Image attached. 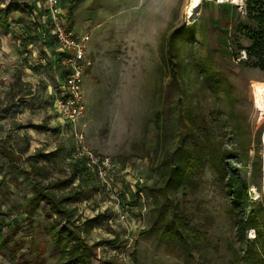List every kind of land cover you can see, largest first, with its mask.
<instances>
[{"label": "rangeland", "instance_id": "rangeland-1", "mask_svg": "<svg viewBox=\"0 0 264 264\" xmlns=\"http://www.w3.org/2000/svg\"><path fill=\"white\" fill-rule=\"evenodd\" d=\"M8 1L29 8L37 0H0V7ZM202 1L191 17L189 0L62 3L65 22L85 39L89 63L76 131L113 165L102 176L84 167L54 190L81 191L69 204L79 224L100 216L101 224L83 234L87 244H99L92 264H245L241 257L258 229H239L238 222L249 208L264 221V117L253 93L264 73L237 51L247 43L239 31L245 1ZM38 17L14 13L0 27V147L22 155L12 165L19 171H30L28 157L39 155V174L31 179L53 184L74 173L75 137L53 115L51 95L65 69L62 56L40 39ZM187 33L188 40L178 38ZM173 34L174 74L167 54ZM40 54L50 61L41 80ZM183 150L196 151L200 163L190 182L166 187L165 166ZM221 155L244 185L246 214L230 203L232 189L214 163ZM0 161L1 181L11 189L7 200L0 198L2 223L18 221L9 236L13 250L0 253V264H57L48 210L32 222L21 214L31 179L22 181Z\"/></svg>", "mask_w": 264, "mask_h": 264}, {"label": "trees", "instance_id": "trees-1", "mask_svg": "<svg viewBox=\"0 0 264 264\" xmlns=\"http://www.w3.org/2000/svg\"><path fill=\"white\" fill-rule=\"evenodd\" d=\"M244 18L246 23L242 24L239 31L244 33V45H237V51L244 53V63L251 67L258 69L264 73V0H244ZM205 3V1H202ZM27 11L31 13L28 7L20 8L15 2H9L4 7H0V27H8V18L15 12ZM175 34V33H174ZM173 35L168 41L167 54L170 61L171 72H177L178 63L174 62L176 54L175 43ZM190 33L180 35L178 38L188 40ZM213 73L212 71H210ZM64 77V75H62ZM0 151L9 160V165L13 168L12 174L20 175L22 181L31 179V174H39V167L37 165V154L28 157L30 171H19L12 165L20 161V157L16 156L14 151L9 148L0 147ZM194 150H183L177 157V152L174 151L172 160L174 163L171 166L166 165L164 173L167 174L165 186L172 185L175 188L183 186L186 182H190V177L194 169L200 163L199 157ZM57 152H53V155ZM216 169L225 176L227 184L231 187L230 203L238 212L246 214L247 197L243 183L239 180L237 174H232L229 169L231 165L227 159L221 156H216ZM167 158L164 159L167 162ZM84 164L81 161H76L74 164V173L66 180L57 181L53 184H42L40 179H31L30 186L31 197L23 206L21 214H24L25 220L32 222L33 218L43 209H48L50 222L47 227L52 246L59 252V260L57 264H92L95 259L96 249L99 244H87L83 238V234L89 233L91 229L101 224L100 216H94L91 219H86L79 224V220L75 215V210L69 208V204L80 199L81 191H69V193L58 195L54 192L55 189H62L64 185L71 184L76 175L84 174ZM85 180V179H84ZM17 182L12 180V185L15 186ZM11 189L6 181L0 182V198L7 200L8 194H11ZM0 213V253L4 254L6 251H12V244L10 234L14 227H18L17 219L12 220L11 223L3 225ZM238 228L248 230L250 228L258 229V233L253 240L247 244L244 251V256L241 257L245 264H264V235L262 234V227L264 221H260L257 216V211L249 208L248 213L238 222ZM166 228L170 227L168 224ZM171 228V233H172ZM102 264H113L110 261H104Z\"/></svg>", "mask_w": 264, "mask_h": 264}, {"label": "built area", "instance_id": "built-area-1", "mask_svg": "<svg viewBox=\"0 0 264 264\" xmlns=\"http://www.w3.org/2000/svg\"><path fill=\"white\" fill-rule=\"evenodd\" d=\"M62 0H38L43 5V24L50 30L54 43L62 56L64 83L55 99V114L61 123L70 125L75 137L74 160L81 161L84 167L99 176L113 169L108 158H101L85 145L83 136L76 131V123L85 112L83 101V78L89 65L85 55V39L77 36L69 23L65 22L60 10ZM31 17L38 13L31 9ZM40 18V17H39ZM40 34V33H39Z\"/></svg>", "mask_w": 264, "mask_h": 264}, {"label": "crops", "instance_id": "crops-1", "mask_svg": "<svg viewBox=\"0 0 264 264\" xmlns=\"http://www.w3.org/2000/svg\"><path fill=\"white\" fill-rule=\"evenodd\" d=\"M64 1L65 0H62L61 1V4H60V10H61V12L62 13H64V10L62 9V3H64ZM71 1V0H70ZM9 2H14V1H8V2H6L4 5H6L7 3H9ZM18 4V3H17ZM4 5H1L2 7H4ZM19 5V4H18ZM19 7L20 8H23V7H21L20 5H19ZM30 9H34L37 13H38V15H39V17L41 18V25H40V22H39V27H40V39L45 43V42H47V46L48 47H51L54 51H55V53H57V54H60L59 53V51H58V49H57V47H56V45H55V43H54V40H53V37H52V35H51V32H50V30L43 24V16L45 15V11H44V9H43V5L40 3V8H39V3H38V0L35 2V4H34V6L33 7H29ZM15 13H21V11H18V12H15ZM14 14V13H13ZM13 14L8 18V19H11L12 18V16H13ZM38 17V20H40V18ZM65 17V16H64ZM68 23V22H67ZM46 40V41H45ZM45 52V51H44ZM47 62L48 63H50V61H47V59H45V58H43L42 57V55L40 54V80H41V78H43L42 76H44L43 74L47 71ZM55 62V61H54ZM262 77V75L259 77V78H261ZM59 81H58V83H59V86H57L58 88H57V92L58 93H55V91H54V93H52L53 95H51V100H53V109H54V112H53V115L56 117V114H55V99L58 97V95L60 94V92H61V90L63 89V83H64V77L63 76H60L59 77ZM47 99H49L48 97H47ZM56 119H57V117H56ZM58 120V119H57ZM59 121V120H58ZM66 125V124H65ZM64 125H62V124H60V130L61 131H63V129H64V127H63ZM66 126H68L69 128L71 127L70 125H66ZM11 142L10 141H6L5 142V144H6V146H8V145H11L10 144ZM15 155L16 156H19L20 157V160H21V157H22V155L21 154H19L18 152L17 153H15ZM0 158H2L3 160H7V158L4 156V154H0ZM0 163H1V161H0ZM5 164L8 166L9 165V160H7L6 162H5ZM6 167V166H5ZM0 174L3 176L4 175V171H1L0 172ZM0 175V182H1V179H2V176ZM26 204V203H25ZM43 211L44 210H48V209H46V208H43L42 209ZM42 210H41V212H42Z\"/></svg>", "mask_w": 264, "mask_h": 264}, {"label": "bare ground", "instance_id": "bare-ground-1", "mask_svg": "<svg viewBox=\"0 0 264 264\" xmlns=\"http://www.w3.org/2000/svg\"><path fill=\"white\" fill-rule=\"evenodd\" d=\"M237 1H241V0H237ZM201 2L202 0H199V2L196 3L195 6H193L194 0H189V4L186 9V13L188 17L194 16L196 14V12L200 7ZM253 93H254V101H255L254 104L256 105V108L259 114L261 115V117H264V83L263 82L255 83L253 85Z\"/></svg>", "mask_w": 264, "mask_h": 264}, {"label": "snow or ice", "instance_id": "snow-or-ice-1", "mask_svg": "<svg viewBox=\"0 0 264 264\" xmlns=\"http://www.w3.org/2000/svg\"><path fill=\"white\" fill-rule=\"evenodd\" d=\"M198 2H199V0H194L193 6H195V4L198 3Z\"/></svg>", "mask_w": 264, "mask_h": 264}]
</instances>
